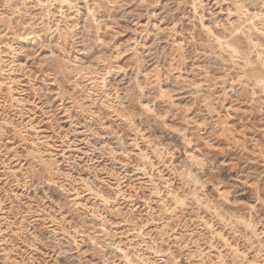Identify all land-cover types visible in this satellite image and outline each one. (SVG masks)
Returning a JSON list of instances; mask_svg holds the SVG:
<instances>
[{
  "label": "rangeland",
  "instance_id": "374dc122",
  "mask_svg": "<svg viewBox=\"0 0 264 264\" xmlns=\"http://www.w3.org/2000/svg\"><path fill=\"white\" fill-rule=\"evenodd\" d=\"M0 264H264V0H0Z\"/></svg>",
  "mask_w": 264,
  "mask_h": 264
}]
</instances>
